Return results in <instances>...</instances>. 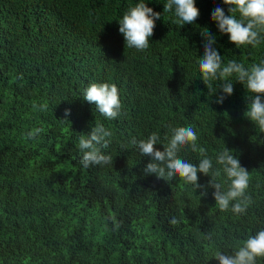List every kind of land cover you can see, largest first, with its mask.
<instances>
[{
    "label": "trees",
    "instance_id": "trees-1",
    "mask_svg": "<svg viewBox=\"0 0 264 264\" xmlns=\"http://www.w3.org/2000/svg\"><path fill=\"white\" fill-rule=\"evenodd\" d=\"M137 2L0 0V264H218L216 251L264 228V132L244 115L251 94L233 77V94L217 104L223 81L210 82L213 93L198 70L207 31L225 63L246 67L264 60V39L237 48L220 33L211 12L228 14L222 0H195L200 16L182 27L167 0H144L161 17L149 48L129 49L118 20ZM92 82L118 86L116 120L83 99ZM44 102L47 111L33 112ZM97 121L113 132L104 150L113 162L85 169L77 144ZM169 125L192 126L214 167L216 152H234L251 176L246 214L221 212L211 187L201 195L179 177L145 175L150 158L128 142L158 131L167 143ZM33 127L44 132L25 139ZM180 155L198 165L190 149Z\"/></svg>",
    "mask_w": 264,
    "mask_h": 264
},
{
    "label": "clouds",
    "instance_id": "clouds-1",
    "mask_svg": "<svg viewBox=\"0 0 264 264\" xmlns=\"http://www.w3.org/2000/svg\"><path fill=\"white\" fill-rule=\"evenodd\" d=\"M228 6V14L224 8L217 6L211 12V20L216 23L220 33L227 34L229 41L236 45L252 46L261 44L264 39V0H222ZM172 11L175 23L181 27L185 24H195L200 16L195 0H167L164 12ZM161 13L155 12L144 0H139L123 14L119 22V32L125 40V47L137 51H145L150 46V38L154 34L156 21ZM203 56L198 60V70L203 83L212 89L211 81L221 80L220 95L215 103L223 104L227 96L234 92L233 80L243 84L250 95V102L245 117L252 121L260 131L264 132V60L245 66L235 59L225 63L224 58L213 47L216 37L206 32L203 36ZM83 99L89 104H94L96 111L107 120H116L121 114L122 102L118 86L109 82H92L84 90ZM47 102L33 103V112H45ZM70 114V109H65V116ZM169 127L170 135H165L161 140L158 131H153L143 139L135 136L128 142L135 146L141 156L150 158L144 167L145 175L155 174L159 179L172 181L179 177L194 190L205 189L201 195H207L206 188L214 189L212 193L215 207L221 212L229 209L233 214L244 215L248 208L254 204L249 194L251 176L243 167L234 152L226 147L215 153L213 157L208 150L198 143V133L192 126ZM44 132L43 127H33L25 134V139H34ZM113 132L101 122H96L91 131L81 134L77 148L81 154L80 165L85 168L103 167L111 165L113 158L104 150L109 148ZM163 144L161 151L154 147ZM188 148L199 156L198 165L184 159L180 153ZM210 176L207 185L198 183L197 173ZM223 177V179H221ZM170 222L175 225L177 220L172 217ZM213 258L218 264H257L258 258H264V228L259 229L254 235H249L236 249L216 251Z\"/></svg>",
    "mask_w": 264,
    "mask_h": 264
}]
</instances>
